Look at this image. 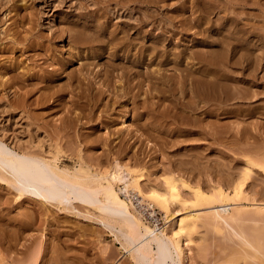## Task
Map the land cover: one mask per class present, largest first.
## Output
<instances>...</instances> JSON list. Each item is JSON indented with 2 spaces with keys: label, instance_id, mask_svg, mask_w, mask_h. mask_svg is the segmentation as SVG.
Listing matches in <instances>:
<instances>
[{
  "label": "rangeland",
  "instance_id": "rangeland-1",
  "mask_svg": "<svg viewBox=\"0 0 264 264\" xmlns=\"http://www.w3.org/2000/svg\"><path fill=\"white\" fill-rule=\"evenodd\" d=\"M97 25H101L103 33L95 31ZM123 27L128 33L132 31L129 34L133 38H137L138 44L132 54L139 52L141 57L140 52L148 49L143 58L144 63L135 67L138 73L134 77L141 85V101L138 99L140 104L124 102L121 106H116L118 109L115 108L113 113L100 112L104 109L101 105L94 110L95 116L89 121L86 116L89 108L71 92L69 75L79 73L77 71L81 70L84 61H87L85 66L90 68L92 73L104 71L114 64L118 66L115 74L120 75L123 69L133 68L130 63H134L135 56L130 55L128 60H118L110 55L114 50H110V46L101 47L99 50L87 48L88 45L74 46L70 43V37L98 35L100 39L108 42L114 37L113 34L122 36ZM131 27L134 31L137 27L139 33L134 35ZM202 39L205 41L202 42ZM226 43L230 47L235 44L234 50L227 47ZM154 45L159 46L160 50H156ZM163 45L167 47L165 50L167 56L169 55L168 59L173 61L167 65L160 64ZM152 51L154 53H151ZM181 56L184 63L176 64ZM209 59L218 60L221 82H224L222 86L223 89L229 86V89L225 90L230 93V98L219 102L217 115L205 113V110L210 108H218L207 103L196 116H191L188 112V116L184 114L185 120L174 118L172 113L180 111V106L177 108L176 103L185 104L191 101V98L188 90L183 92L184 95H179L182 92L173 88L177 86L182 74L197 70L196 76H199V73L204 77L210 75L213 71V61L210 63ZM135 69L133 68V71ZM52 70L56 73L46 77ZM148 73L154 77L168 76L167 78L172 80L168 85L170 88L152 82V78H147ZM73 83L75 85L76 81ZM60 87H67L66 92L60 90L65 93L63 98L52 104L55 99L51 96L55 97ZM240 87L243 91H250V96H255L250 97L248 93L240 90ZM237 89L239 90L236 91ZM176 95L179 99L174 97ZM45 96L50 98L43 104L40 97ZM107 98L102 102L105 103ZM143 100H146V109L141 104ZM260 108L262 111H259ZM256 109L259 112L255 111ZM163 110L169 113L161 114ZM263 110L264 0H0V141L14 151L24 148L41 153L46 151L44 149H47L49 141H58L62 154L64 153L62 157L70 158L66 163L69 167L77 165L82 157L92 165H97V161H100L103 166L117 159L125 167L122 178L129 182L135 178V185L140 186L142 191L140 193L133 185L135 188L131 189L129 194L120 192V196L131 200L130 206L134 207L136 214L139 213L151 229L166 232V235L170 234L174 227L173 222L179 217L193 213L200 215L203 219L199 221L195 233L190 237L191 240L184 246L182 264H264V260L258 257L259 254L252 258L246 257L251 251L242 240L244 236L240 234L241 229L244 235L255 238L254 230L264 231V220L254 219L252 214L255 206L264 205L262 169L251 168V175L244 185L248 200L237 198L238 200L229 203L232 205L229 206V212L236 206L249 211L244 212L242 218L234 223L222 213L221 216L224 217L209 222L214 208L210 205L191 207L189 201H194L192 193L181 183L178 190L191 208L178 203L172 204L170 211L175 214L174 219L166 220L165 212L146 195L149 189L161 188L162 180L168 176L182 177L185 182L199 187L209 195L213 193L211 190L215 186L220 187L223 184L221 188L233 194L230 176L235 181L240 177L243 171L241 169L246 167V158L264 164ZM125 112L127 115L123 117ZM171 115L173 117H170ZM75 117H79L77 124H83L82 128L79 127V132L77 127L67 134L59 130L62 119L73 121ZM187 117L193 118L190 120ZM84 138L95 140V143H88L87 148ZM140 172L142 174L137 176ZM221 177L224 178L220 179ZM16 195V189L0 179V217L2 220L4 218V222L0 219V227L3 226L4 229L10 226L8 228L11 229V225L17 223L16 221L25 219L24 217L31 218L32 214L31 226L22 232L23 238L20 240V243L30 246L24 250L19 244L18 248H23L18 250L19 252L14 249V252L8 253L6 250L8 262L11 261L9 264H42L39 259L43 256L44 260L47 256L45 251L49 252V248L53 249L55 246L58 250L63 248L66 260L72 264H135L128 253L123 252L120 243L114 239V234L102 226L93 213L77 215L48 205L45 207L27 196L16 200ZM7 218H14L15 221L6 225ZM35 241L43 244L37 262L33 261L39 256L36 249L38 242ZM152 244L155 245L154 242ZM103 246L108 248L104 255L101 254ZM3 247H0L1 250ZM107 255L108 258H105ZM60 256L62 259L63 254ZM163 256L167 257L166 254ZM64 260L62 262L66 264Z\"/></svg>",
  "mask_w": 264,
  "mask_h": 264
},
{
  "label": "bare ground",
  "instance_id": "bare-ground-1",
  "mask_svg": "<svg viewBox=\"0 0 264 264\" xmlns=\"http://www.w3.org/2000/svg\"><path fill=\"white\" fill-rule=\"evenodd\" d=\"M197 2H199V0H197ZM200 2L202 3V1H200ZM206 8H208V7H206ZM135 26H133V27H135ZM95 27H96L95 31L97 33H100V34L103 33V29H102L101 25H97ZM133 27H131V28L134 31ZM125 29L126 28H124V30L122 31L123 35L120 37L113 34L114 35V37L112 38L113 42L110 39L108 40V42H105L103 38L100 39L99 38L100 36L95 34V35H97L95 37H92L89 35L83 36V37L82 36H77V37L71 36L70 37L71 38L70 43L74 46H78V45L80 46L81 45L82 47L83 46L86 47L88 45L87 48H90L93 50H99L101 47L110 46V50H111V48L114 49L112 52H110V55H112L113 58H116L118 60L125 58L128 60V59H130V55H134V54H132V50L134 48L136 49L138 42H136L137 38H133V36L129 34L132 31L128 33V30L127 29L125 30ZM229 29H231V28H229ZM138 31H139V29L136 27L135 31L133 32L134 35H135V33L138 34L139 33ZM71 35H73V34H71ZM142 38H143V36H142ZM201 41L203 42L205 40L202 39ZM94 42H96V43H94ZM228 43H226L227 44L226 46L232 50L235 44L233 45V47L232 46L230 47V45ZM111 44H112V46H111ZM163 46H164V50H162V48H161V51H163V52L160 53L161 58H159V59H161L160 64L161 65H167V64L172 63L173 61L171 62V59H168L169 55L167 56V50H165L167 47L165 48V45H163ZM220 46L222 47L223 45L221 44ZM154 47H155V45H154ZM156 48H159V46L155 47V49ZM235 48H236V46H235ZM139 50L141 51L142 49L139 48ZM146 50H148V49H144L140 52L141 57L139 56V52L135 53V55H134L135 57L133 59L134 63H130L132 65L131 67H133L135 69L137 64L144 63L143 58H145L144 56H146L145 55ZM152 50H154V49H152ZM156 50H158V49H156ZM159 50H160V48H159ZM118 51L119 52L121 51V53L119 54ZM252 52H254V51H252ZM151 53H154V52L152 51ZM160 56L158 54V57H160ZM183 60H184L183 56H181L180 60L176 64H181L183 62ZM204 60H207V59H204ZM211 60L209 59V62ZM200 61H202V59ZM212 61H213V63H212ZM212 61L210 63H212V67H213L212 70L213 71H212V73L209 72L211 74L208 75L209 74L208 73L207 77H204V75L201 73L197 74L199 76H196L197 70H195L196 72L191 71L190 74H187V73L182 74L180 80L178 81L177 86L175 85L176 86L175 88L172 87L173 90H178L179 92H182L181 94L179 93V95H182L184 91L188 90L187 93H189L190 98H191V101H189L188 103L186 102L185 104L182 102L180 103L177 100L179 102V104L176 103V107L179 105L180 111L179 112L173 111L174 113H172V115L174 116V118H179V119L184 118L183 120H185L186 116H188V115H186V114H188V112L191 114V116H194L195 114L201 113V111L203 110V108L206 106L207 103H209L215 107H218L219 102H221L222 100L224 101V99L226 100V99L230 98L229 97L230 93L225 90L229 87L228 84L226 85L228 87L227 88L225 87V89H223V86H222V83H224V82H221V75L219 74V66L220 65H218V62H217L218 60L216 61L213 59ZM87 64H88L87 61L86 62L84 61V63H82V66H81V70L79 69V71H77L79 73L69 75L68 82L72 86V87L70 86L71 92H73L75 94V96L77 97V99L79 101L81 100L83 103H85V106H87L89 108L88 113L86 115L88 120L92 119L93 116H95L94 110L97 109L101 105L103 106L102 108H104V109H101L100 112L112 111L110 113H113L115 111V108H117L116 106H121L122 103H124V102L129 101V102H132L133 105H136L139 103V100H140L139 98H140V93H141L139 91V86H141V85H140L138 80L137 81L135 80L137 78L134 77V76H137L136 74L138 73V71L136 69H135V71H133V68L129 69V70L123 69L121 71L120 75H117V74H115V71L117 70L118 66L113 64V65H110V67L104 71H101V72L98 71L99 73L94 71L95 73H92L90 68L85 66ZM206 65H207V61H206ZM121 66H119V68ZM247 66H249V65H247ZM123 67L126 68L125 66H123ZM199 67L201 68V66H199ZM54 73H56L55 70L54 71L52 70V71L47 73L46 77L49 78V76H51V74H54ZM163 73H164V71H163ZM188 73H189V71H188ZM203 73H205V72H203ZM150 74L151 73L147 74L148 75L147 78L148 77L152 78L154 80L152 82H158V84L160 83L162 85H165V87L170 88V87H168V85H169L170 81H172V80L170 78H167L168 76L164 77V76L160 75L161 77H156V76L154 77V75H150ZM155 75H157V74H155ZM118 77H119V79H118ZM227 77H229V76H227ZM42 79H43V77H42ZM175 80H177V78H175ZM74 81H76L75 85H73ZM222 81H225V80H222ZM142 83H144V82L142 81ZM188 85H189V87H188ZM67 86H69V85H67ZM149 86H148V88H149ZM61 88L62 87H60V89L57 90L55 97L51 96V98L55 99L51 102L52 104H54L55 101H60L63 98L65 93L63 94L62 92L65 91L67 87L66 88L63 87L64 90ZM152 88H154V87H152ZM60 90H62V92ZM223 90H225V91H223ZM238 90L239 89H237L236 91H238ZM240 90H242L241 87H240ZM69 91H70V89H69ZM165 91H166V89H165ZM170 91H172V90H170ZM242 91H241L242 94H243V92L246 94L248 93V95L251 94L250 91L249 92L247 90H245L243 92ZM174 92H172V93H174ZM241 93H239V94H241ZM235 94H237V93L235 92ZM252 94H254V93L252 92ZM251 96H253V95H251ZM105 97H108V98H107V101L105 103H103L102 100ZM174 97L176 98L177 95ZM48 98H50V97H46V96L40 97L42 103L43 102L46 103L48 101ZM38 101H39V99H38ZM145 103H146V100H143L141 102V104L143 105V108L146 109L147 105L145 106ZM172 103H173V101H172ZM257 106H259V105H257ZM176 107H174V108H176ZM172 108H170V109H172ZM219 108L220 107L214 108V109L210 108L207 111L205 109L204 110H205V113H207V114L210 113V114L217 115ZM251 108H253V107H251ZM166 109H168V108H166ZM261 109L262 108H260L259 111ZM255 111H258V110L256 109ZM168 113L169 112L166 110L161 114H168ZM253 113H255V112H253ZM262 113H264V110ZM249 114H250V112H249ZM125 115H127L126 112L124 113L123 117ZM172 115L170 117H173ZM256 115H257V113H256ZM78 118L79 117H77V118L75 117V119H74L75 122H74V120L73 121H69V120L64 121L63 119H62V121L58 120L61 122L59 125L60 126L59 130H62V131H64V133L67 134V133H70L71 130H75L77 127L78 128L77 132H79V127L82 128L83 124H77V122L79 121ZM187 118H189V117H187ZM190 118L192 119L193 117H190ZM71 119H73V118H71ZM111 119H113V118H111ZM193 120H195V118ZM189 121H188V124H189ZM191 122L193 123V121H191ZM181 123H182V121H181ZM185 125H186V123H185ZM245 132H244V134H245ZM215 134H217V132ZM216 136H218V135H216ZM79 137L80 138L82 137V133L79 134ZM85 140L86 141H84V142H86V143L84 145L87 148H89L87 146V145H89L88 143H90V144L95 143V140H92V141L87 140V139H85ZM97 140H98V137H97ZM100 142H101V140H100ZM92 147H93V145H92ZM44 151L45 152L41 153V152H37V151H30V150L24 149V148L21 150L19 149V151H16V150L14 151L13 149L8 148L6 146V144H4L2 141H0V179L3 181H6L10 187L12 186L16 189V191H17L16 200L27 196V198L29 197V199H32L33 201H39L45 207L48 205L50 207H55V208H58L59 210H64L65 212H71V213H74L77 215H86L87 213H93L95 216V219L99 223H101L102 226H104L106 229L110 230L114 234V236H115L114 239L120 243L121 249L123 250V252L128 253V255L134 261L135 264H182V260L184 258L183 257L184 246L186 245L188 240H191L190 237H192V234L195 233V231L198 227L199 221L203 219L200 215L193 213L191 215L179 217V219H177V221L173 222L174 227L171 229V232L169 235L168 234L166 235V232L163 233L161 231H158L155 228L151 229L150 226L145 223L144 218H142V216L139 213L136 214L134 207H132V205L130 206V204H132L131 200L128 198H126L127 200L123 199L120 196V192H126L129 194L130 190L135 188L133 185H135L136 181H137L135 178H132V180L130 182L125 181L122 178V173H124L125 167L120 163V161H118L117 159H114L107 166L100 165L101 162L97 161L98 162L97 165H92L91 163L84 161L82 159L84 157H82L77 165H74L73 167H71V166L69 167L66 163H67V161H69L70 158L64 159L62 157V155H64V153L62 154V148L60 146V143H58V141H52V142L49 141L47 143V149H44ZM117 156H118V154H117ZM121 159H122V157H121ZM110 161H111V159H110ZM245 163H246V167L244 169H241L243 171L241 172L240 177L238 179H236V181L233 178H231V176H230L229 180L232 181V185H231L232 191L231 192H233V194L232 193L229 194V193L225 192L224 189L221 188L224 184L223 185L221 184L222 186H220V187L215 186L213 188V190H211V193L212 192L213 193L209 195L208 193H205L199 187H194V186L188 184L187 182H185V179L184 180L181 179L182 177H180V176H179L180 178H177V176L176 177L175 176H168V177L166 176L167 178H165V179L162 178L163 180L161 183V188L149 189L148 193L146 195L149 198H151L152 201H154L159 206V208H161L165 212V219L166 220H169V219L171 220V219H174L176 217L175 214L170 211V206L174 203H178V204H181V206L185 205V207H187V208H191L192 206L194 207V206H198V205H200V206L210 205L214 208V210H213V212H211V214L209 216V222L210 221L211 222L217 221L218 219H221L222 217H224L223 215L226 214V218L230 219V221H233V223H234L235 221H238L239 219L242 218V216L244 215V212H247V209L243 210L242 207L236 206L232 209L231 212H229V206H232V205H229V203L235 201V199H237V198H239L240 200H248L249 196L247 194H245L246 192H244V188H245L244 185H245V182L248 180L249 176L251 175L250 174L251 168L258 167L264 171V164L257 162V161H254V160H251V158H246ZM194 164L196 165V163H194ZM215 168L213 170H215ZM219 168H221V166ZM197 169H198V167H197ZM200 170H201V168H200ZM192 172H194V171L192 170ZM221 172H222V169H221ZM197 173H199V172H197ZM141 174L142 173L140 172L137 176H139ZM232 174H233V172H232ZM218 175L221 176L222 174H218ZM218 175H217V177H218ZM222 178H224V177H221L220 179H222ZM179 183H181L183 185V187L188 188L191 191V193H192L191 196L194 198V201H192V200L189 201V203L191 202L190 203L191 207L189 206L190 204L185 199H183L182 195H180V192L178 190ZM217 184H220V183H217ZM135 186L137 189H139V192L142 193V191L139 188L140 186L139 187H138V185H135ZM115 187H117L116 188L117 190H115ZM184 195H185V193H184ZM149 204H151V203H149ZM259 205L255 206L252 214L254 216V219L264 220V205H262V206H259ZM79 208H81L83 211H81ZM38 213H40V212H38ZM221 213L223 214L222 216H221ZM247 213H249V211ZM24 218L25 219L16 221L17 223H15L13 225H11V223L15 221L14 218L13 219L7 218L6 220L8 221V223L6 225H11L12 230L8 228L10 226L5 227L6 229L5 228L2 229L3 226L0 227L2 229V230H0V244H1L0 247L4 246L3 248L5 249V251H4V249L1 250L2 248H0V264L11 263V261L8 262V259L6 257L7 256V254L5 253L6 250H7V252L9 251L8 253L14 252V251H12L14 249H16L17 252H19L23 249L22 248L20 250V247L18 248L19 244H21V247H24V250L28 249V246H30L29 244L26 245L24 243H20V240L23 238L22 232H24L26 229H28V227L31 226L32 214H31V218H30V216L24 217ZM0 219L2 220V217H0ZM3 220H4V218H3ZM10 221H12V222H10ZM4 224H2V225H4ZM12 226H13V228H12ZM199 226H200V224H199ZM16 227H18L19 229ZM240 234L244 236V238L242 240L244 241V244L248 247V249H250V251H251V253L246 254L247 255L246 257L252 258V257H256L259 254L260 256H258V257H261V259L264 260V231L263 230H254V234H256L255 238H250L247 235H244L245 233H244V231H241V229H240ZM238 237H240V236H238ZM33 239H35V238L33 237ZM240 239H241V237H240ZM35 242H38L36 249H37L39 256L37 255L36 256L37 258L33 259V261L37 262L38 259L40 258V254L42 252L43 244L40 243V241H35ZM152 242H154L155 245H153ZM51 243H53V242H51ZM30 244H32V240H31ZM55 244H56V242H55ZM57 245H59V244H57ZM56 247L57 246H55L53 249L49 248V252H48V250L45 251V254L47 253L46 254L47 256L44 260H43L44 257L42 256V259H39L40 260L39 263H41V261H42V264H62L63 263L62 261L65 259L64 262L66 264H72L71 261L66 260L64 253H63L64 250L62 251L63 248L62 249L59 248V250H60L59 251L58 248H56ZM44 249H46V248H44ZM107 250H108V248L103 246V249H101V254L104 255L106 252H108ZM2 251H4V252H2ZM246 251H249V250H246ZM17 252H15V254H17ZM59 254L60 255L63 254V256H64V258L62 256L63 260L60 258L61 256ZM163 254H166L167 257L165 258L163 256ZM65 255L67 256V254H65ZM28 257H29V255H28ZM104 257L108 258V255H107V257L106 256H104ZM30 258H33V257H30ZM70 258L71 257H69V258L67 257V259H70ZM103 259L104 258H102V260ZM12 264H16V263H12Z\"/></svg>",
  "mask_w": 264,
  "mask_h": 264
}]
</instances>
